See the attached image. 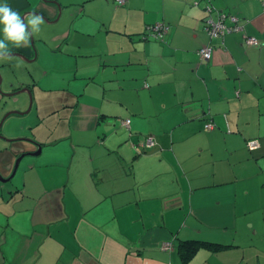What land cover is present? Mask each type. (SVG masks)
<instances>
[{"label":"crops","instance_id":"crops-1","mask_svg":"<svg viewBox=\"0 0 264 264\" xmlns=\"http://www.w3.org/2000/svg\"><path fill=\"white\" fill-rule=\"evenodd\" d=\"M5 4L31 37L0 24V120L22 112L2 125L0 177L25 154L0 183V264H181L190 240L233 247L187 264H264V0ZM207 7L241 30L210 40ZM156 23L164 40L145 39ZM23 88L28 113L27 93L2 95Z\"/></svg>","mask_w":264,"mask_h":264},{"label":"built area","instance_id":"built-area-1","mask_svg":"<svg viewBox=\"0 0 264 264\" xmlns=\"http://www.w3.org/2000/svg\"><path fill=\"white\" fill-rule=\"evenodd\" d=\"M262 1V0H260ZM115 4L117 6L124 5L127 0H114ZM207 11L209 13V16L203 20V26L204 31L207 33L209 38L213 37H223L226 34L240 31L242 26L240 24L239 19L236 16L225 14L223 12H215L214 15H212V9L210 7H207ZM169 30V26L167 24L162 23H156L154 25L148 26L146 30V36L151 39L156 40H163L164 36ZM244 42L247 46H259L260 43L255 37H244ZM213 53V48L210 45L202 46L198 50V54L201 60L208 62ZM128 123V122H127ZM205 129L211 130L212 124L207 123L205 125ZM254 142H251L250 146L254 145ZM144 148L151 149L154 146V141L151 137H148L145 139ZM168 243L164 244L167 245Z\"/></svg>","mask_w":264,"mask_h":264},{"label":"clouds","instance_id":"clouds-1","mask_svg":"<svg viewBox=\"0 0 264 264\" xmlns=\"http://www.w3.org/2000/svg\"><path fill=\"white\" fill-rule=\"evenodd\" d=\"M37 22L42 23L40 17L32 16L28 19L31 26ZM0 24L5 25L4 33L7 39L17 44L28 39L29 33L26 31L25 24L21 22L19 14L12 11L6 4L0 5ZM0 47L3 45L0 44Z\"/></svg>","mask_w":264,"mask_h":264},{"label":"trees","instance_id":"trees-1","mask_svg":"<svg viewBox=\"0 0 264 264\" xmlns=\"http://www.w3.org/2000/svg\"><path fill=\"white\" fill-rule=\"evenodd\" d=\"M218 12H221V11H218ZM223 13L228 14V13H226L224 11H223ZM214 14H215V11L212 10V15H214ZM208 16H209V14H208ZM144 37H145V39L149 38L146 35ZM247 37H251V36L247 35ZM164 38H165V36H164ZM164 38H163V40H164ZM208 38H209V36H208ZM213 38H217V37H213ZM213 38H211V39H213ZM218 38H221V37L219 36ZM151 40L160 41V40H156V39H151ZM163 40H161V41H163ZM259 43L261 45L260 41H259ZM208 45L212 46L211 44H208ZM212 48L214 49L213 46H212ZM232 247L233 246H231V245H223V244H219V243L207 242V241H199V240L179 241L178 244H177V253H178L179 257H180L181 264H187L190 261V259L195 255V253H197L201 249L207 250L208 252H211V253H218V252L225 251V250H228V249L230 250V248H232ZM163 249H165V250L169 249V243L167 245H164Z\"/></svg>","mask_w":264,"mask_h":264},{"label":"water","instance_id":"water-1","mask_svg":"<svg viewBox=\"0 0 264 264\" xmlns=\"http://www.w3.org/2000/svg\"><path fill=\"white\" fill-rule=\"evenodd\" d=\"M56 6H57V8H58V10H59V12H58V17H59V15H60V7H59V4L58 3H56ZM35 15H37V16H39V17H41V18H43L46 22H48L47 21V19H45L42 15H39V14H36V13H34ZM29 36L31 37V32L29 31ZM9 55H16V56H18V57H22L21 55H19V54H14V53H11V54H5L4 56H9ZM1 78V77H0ZM1 91V90H0ZM20 93H27L28 94V96H29V105H28V109L26 110V112L25 113H28L29 112V110H30V108H31V105H32V98H31V92H30V90L28 89V88H23V89H21V90H19V91H15V92H11V93H3L2 92V95L4 96V97H14V96H16V95H18V94H20ZM11 115H22V112H19V111H10V112H8L7 114H5L2 118H1V120H0V129H1V127H2V125H3V123L5 122V120L9 117V116H11ZM0 138L2 139L3 137H1L0 136ZM6 141H10V140H6ZM29 141H31V140H29ZM37 151L35 152V153H29L28 155H30V156H37L39 153H40V150H41V148H40V145H37ZM25 156V154H22L17 160H16V162H15V166H14V170H13V173H12V175L9 177V178H7V179H3V178H1L0 177V183H6V182H8V181H10L11 180V178L14 176V173H15V171L17 170V168H18V165H19V163H20V160L23 158Z\"/></svg>","mask_w":264,"mask_h":264},{"label":"rangeland","instance_id":"rangeland-1","mask_svg":"<svg viewBox=\"0 0 264 264\" xmlns=\"http://www.w3.org/2000/svg\"><path fill=\"white\" fill-rule=\"evenodd\" d=\"M42 20V23H39V22H37V23H35L34 24V30L36 31V33H37V35L38 34H42V33H46V30H45V28H46V26H52V25H47L46 23V21L44 20V19H41ZM43 21H45V22H43ZM18 96L20 97V96H24V97H26V94H23V93H20V94H18V95H16V96H14V97H11V100H13L14 98H18ZM1 131H2V127H1V129H0V136H2V134H1ZM4 137V136H3ZM7 139V138H6ZM1 186H7V184H3V185H1ZM238 252H239V248H237L236 249ZM241 250H249V248L248 247H245V248H242Z\"/></svg>","mask_w":264,"mask_h":264}]
</instances>
